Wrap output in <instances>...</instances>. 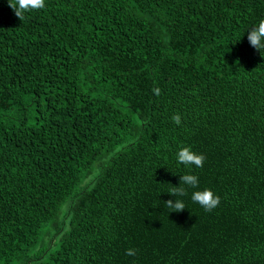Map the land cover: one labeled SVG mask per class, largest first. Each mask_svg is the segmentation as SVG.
<instances>
[{
  "label": "trees",
  "instance_id": "1",
  "mask_svg": "<svg viewBox=\"0 0 264 264\" xmlns=\"http://www.w3.org/2000/svg\"><path fill=\"white\" fill-rule=\"evenodd\" d=\"M4 2L0 264H264V0Z\"/></svg>",
  "mask_w": 264,
  "mask_h": 264
},
{
  "label": "clouds",
  "instance_id": "2",
  "mask_svg": "<svg viewBox=\"0 0 264 264\" xmlns=\"http://www.w3.org/2000/svg\"><path fill=\"white\" fill-rule=\"evenodd\" d=\"M4 9L8 14L13 15V11L19 20L25 19V13L33 10H39L45 7V0H5L3 4ZM248 40L250 45L261 52L264 50V19L260 20L259 24L248 32ZM159 89H154V92L159 95ZM172 120L176 124L181 123V116L179 113L173 115ZM206 157L203 154L194 152L191 147H182L177 153V161L179 164H183L186 167L202 168ZM199 179L194 174H185L180 176V182L178 187H173L169 190V193L176 196H184L187 194L185 185L192 188H197ZM191 199L198 203L205 211L210 212L216 208L220 203V197L216 195L210 189L197 190L192 193ZM166 206L175 212L183 211L186 206L182 200L169 199L165 201ZM171 211V212H172ZM126 255H136V249L129 248L126 250Z\"/></svg>",
  "mask_w": 264,
  "mask_h": 264
}]
</instances>
